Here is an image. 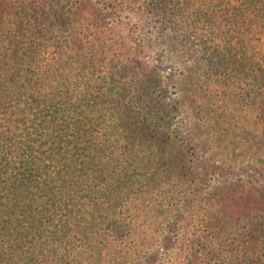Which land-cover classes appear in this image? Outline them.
Wrapping results in <instances>:
<instances>
[{
  "label": "trees",
  "instance_id": "obj_1",
  "mask_svg": "<svg viewBox=\"0 0 264 264\" xmlns=\"http://www.w3.org/2000/svg\"><path fill=\"white\" fill-rule=\"evenodd\" d=\"M0 264H264V0H0Z\"/></svg>",
  "mask_w": 264,
  "mask_h": 264
}]
</instances>
